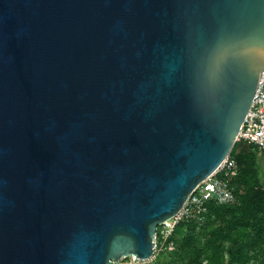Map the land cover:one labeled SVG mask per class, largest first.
<instances>
[{
	"label": "water",
	"instance_id": "obj_1",
	"mask_svg": "<svg viewBox=\"0 0 264 264\" xmlns=\"http://www.w3.org/2000/svg\"><path fill=\"white\" fill-rule=\"evenodd\" d=\"M264 0H0V264H118L237 142Z\"/></svg>",
	"mask_w": 264,
	"mask_h": 264
},
{
	"label": "trees",
	"instance_id": "obj_2",
	"mask_svg": "<svg viewBox=\"0 0 264 264\" xmlns=\"http://www.w3.org/2000/svg\"><path fill=\"white\" fill-rule=\"evenodd\" d=\"M231 155L239 165L235 201L210 200L203 221L179 222L155 264H264V152L256 144L237 141Z\"/></svg>",
	"mask_w": 264,
	"mask_h": 264
},
{
	"label": "built area",
	"instance_id": "obj_3",
	"mask_svg": "<svg viewBox=\"0 0 264 264\" xmlns=\"http://www.w3.org/2000/svg\"><path fill=\"white\" fill-rule=\"evenodd\" d=\"M237 141H246L256 144L264 152V69L261 72L259 85L256 90L251 107L240 129ZM239 165L237 159L231 155L209 176L202 181L190 194L184 206L170 219L159 226L161 238H154V253L150 257L140 258L130 255L121 259L127 264H155L157 253L166 244L175 226L184 219L203 221L208 209V201L217 203H232L236 199L233 188V180L238 175ZM158 228V229H159Z\"/></svg>",
	"mask_w": 264,
	"mask_h": 264
},
{
	"label": "rangeland",
	"instance_id": "obj_4",
	"mask_svg": "<svg viewBox=\"0 0 264 264\" xmlns=\"http://www.w3.org/2000/svg\"><path fill=\"white\" fill-rule=\"evenodd\" d=\"M260 161H261V172H262V174L264 175V157L263 158H261L260 159Z\"/></svg>",
	"mask_w": 264,
	"mask_h": 264
}]
</instances>
